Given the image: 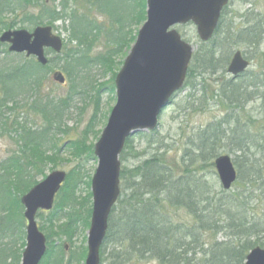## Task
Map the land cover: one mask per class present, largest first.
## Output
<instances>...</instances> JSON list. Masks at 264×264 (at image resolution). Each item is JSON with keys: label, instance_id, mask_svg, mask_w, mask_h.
I'll list each match as a JSON object with an SVG mask.
<instances>
[{"label": "trees", "instance_id": "obj_1", "mask_svg": "<svg viewBox=\"0 0 264 264\" xmlns=\"http://www.w3.org/2000/svg\"><path fill=\"white\" fill-rule=\"evenodd\" d=\"M56 1L59 10L49 7L48 2ZM126 1L129 4L126 14L122 11L108 14L101 11L100 0H0L3 31L14 28L1 19L2 15L16 17L15 14L25 6L38 7L36 16L25 14L21 22L33 27L47 22L53 29L57 21H62L63 25L68 22L69 42H76L78 46L50 58L46 67H41L34 59H25L22 64H7L0 68V137H9L21 153L0 164V242L3 237L10 239L0 247V264L20 263L25 248L26 224L20 198L37 184L33 180L36 175L43 177L42 167L54 164L55 155L61 151L52 144L54 139L49 134L52 124H55L53 122L61 120V105L63 110L65 102L56 104L42 95L46 77L61 60L60 70L68 82L76 86V78L82 68H88L93 62L105 67L112 64L113 58L135 41L136 33L130 27L140 26L146 19L145 0ZM70 2L82 3L87 9L94 7L111 17L118 26L114 45L106 54L90 59L89 49L80 48L97 37L100 29L87 13L77 14L69 7ZM225 12L214 37L207 44L202 43L194 53L185 87L198 76L226 72L233 55L230 52L234 49H242L243 52L251 49L258 52V57L264 61V53H260L264 36L261 19L249 14L254 17L245 20L241 26L224 28ZM252 58L246 57L249 62L253 61ZM253 70L238 81L230 79L218 83V80L216 89L213 88L209 96L206 95L205 84L202 83L201 87L198 83L205 103L213 100L219 108L226 110V115L194 136L191 149L185 150L180 162L169 160L164 141L155 139L156 132L140 134L146 139V149L150 154L136 166L121 168L120 197L109 217V231H116L124 251L116 256L111 254L112 259H154L158 264H243L249 250L259 246L264 248V229H260V222L251 214L260 205L264 215V68ZM110 90L114 93V81ZM205 103L200 101L199 107ZM253 103L258 105L255 113L248 109ZM29 113L41 116L46 125L41 128L29 125L28 117H24ZM61 133L66 135L67 131ZM129 142L127 139L120 162L126 160L125 151H131ZM68 145L72 156H94L93 146L79 142ZM223 151L235 156L233 164L237 169V181L229 191H223L204 175L199 176L204 169H213L215 159L226 155L222 154ZM130 156L134 158L131 153ZM66 177L54 211L44 220L49 226L46 239L50 246L40 264H64V248L53 244V237L63 236L70 241L76 234L77 223L83 222L85 228L90 223L91 206L83 219L74 209L77 204L76 185L86 176L80 173V167H75ZM89 185L87 182L86 186ZM168 210H184L191 223L174 222L167 214ZM62 219L66 222L60 224ZM218 236H221V241L217 240ZM260 236L261 242H251L252 238ZM18 243L21 244L20 249H17ZM79 253L82 261L86 251ZM103 255L102 249L101 260Z\"/></svg>", "mask_w": 264, "mask_h": 264}, {"label": "rangeland", "instance_id": "obj_2", "mask_svg": "<svg viewBox=\"0 0 264 264\" xmlns=\"http://www.w3.org/2000/svg\"><path fill=\"white\" fill-rule=\"evenodd\" d=\"M48 4L49 7L58 8V10L60 9L58 1L52 4L48 2ZM128 5L129 4L126 0H100V6H102L101 11L108 14H114L118 11H122L124 14H126L129 11ZM69 7L73 8L77 14L87 13L89 18L94 21V23L100 29V34L97 37L92 39V41L89 43L81 45L80 48L84 50L89 49L88 55L90 59L101 56V54H106L108 50L113 47L114 39L116 38L115 35L118 30V26L112 21L111 17L96 11L94 7L87 9L86 6L79 2L78 4H73L70 2ZM38 10V7L25 6L23 10H19V12L15 14L16 17H14L12 14H4L2 15L1 19L5 23L12 24L14 29L11 31H15V29H23L32 32L35 27L26 22L22 23V17L25 14L36 16ZM68 14L69 12L67 15ZM249 14L258 16V19H261V24L264 26V0L232 1L226 8L224 17L225 22L223 27L228 28L232 25L234 28H237L238 26L244 24L246 22L245 20H249L250 18L254 17L249 16ZM245 15L249 16V18H243ZM39 26H47V22H44V24ZM53 26L55 27V35H59L64 40V47L60 55H63L70 48L75 49L78 47L76 42H69V32L66 30L68 27V22L63 25L62 21H57V23H55ZM142 26L143 25H132L130 28H132L131 31L133 30L135 33H137ZM175 30L181 35L184 42L192 45L194 53L197 52L199 46H201L202 43L198 38L195 26L192 24L177 26L175 27ZM3 32L5 31H3L2 27L0 26V36ZM262 41L260 53H264V36L262 37ZM133 44L134 42L130 44L128 48L123 49L121 54L113 58L112 64L107 65L106 67L103 65L101 66L100 64H94L93 62L90 66H88V68H82L81 72L76 78V86H73V84L68 82L67 78L64 85H58L51 81L52 72L61 71L60 67L63 64V61L61 60H59L57 67L53 68L44 82L41 92L43 96L47 97L49 100H53V102L56 104L65 102L63 110L61 105V120L53 122L55 124H52L49 134V136H51V138L53 137L54 139L52 144L57 146V149H60L61 151L59 154L55 155L56 159L54 164L48 163L42 167L44 174L43 177L36 175L33 180L38 184L41 183L49 174L53 173V171L65 172L67 175L69 172L75 169V167H80V173L86 176L84 179H81L80 183L76 185L77 204L74 209L76 213L78 212L80 219H83V217L86 216L87 210L91 208L90 206H92V197L90 196V198H87V196L91 194V187L90 185L87 187L86 183L89 182L90 184L94 172L96 171L98 166L97 158L95 156H93V158H87L84 155L81 158L78 156H72L71 149H69L68 144L70 142H79L83 145L85 144L87 146H93L94 149L95 143L101 137V132L106 126V121L112 112L111 110L116 104L115 90L114 93H112L110 90L112 81H114L113 76L121 70L123 62L125 61L127 55L131 52ZM6 49L7 45H0V68L2 66H6L7 64L17 65L24 63L23 61L26 59L24 55L8 54ZM3 51H6L7 53L5 54ZM235 51H241L245 57H253L250 69L247 72H250L251 69H254L253 71H259V68H264V61L262 60V57H258V52H254L250 49L248 52L245 51L248 53L246 55L242 49H234L230 53L234 54L233 52ZM48 57L54 58V54L48 52ZM64 76L66 75L64 74ZM230 79L231 76L229 77L225 73V70L224 72H219V74H216L215 76H198L197 79L191 80L190 85L187 87L183 86V89L178 91V93L173 96L171 103L168 104L159 117L158 127L155 130V139L158 141H164L163 144L166 146L167 151H169V160L180 162V158L184 154L185 150L191 149L190 144L194 136L198 132H201V130H204L205 127L211 122L220 120L224 115H226V110L219 108V106H217L213 100L210 99L205 103L203 97L201 96L202 83L205 84L204 88L206 89V95L209 96L210 91L213 88L216 89V83L218 80L219 83L221 81H230ZM198 83L201 87L197 86ZM200 101L205 103V106H202V108L199 107ZM187 102H189L188 105ZM256 107H258V105L253 103L249 105L248 109L251 111L254 110L255 113ZM95 114H97V116L93 122ZM24 117H28V124L34 126L35 128H41L46 125L41 116H36L32 113H29L28 115L25 114ZM62 131H67V134L64 135L61 133ZM129 143H131V151L128 149L125 151L127 153V157L124 162H120L122 164L121 168H131L132 166L138 165V162L149 158L150 152L146 149L147 142L144 137L138 134L134 135L130 138ZM19 151L18 145L15 144L9 137H0V164L4 162L7 163L10 158L14 156V154L20 155L21 153H19ZM52 153L53 152L47 155H51ZM130 153L131 155H134V158L130 156ZM223 153L228 155L234 162L235 156L227 151H223L222 154ZM201 174L204 175L208 180L216 183L220 188V182L218 181L214 167L213 169H204L203 173H200L199 176ZM60 191L55 195L54 206L58 201V194ZM253 206L256 207V205ZM53 208L51 212L54 211ZM51 212H38L36 215L38 229L44 234L45 237L48 233L47 229L49 226L46 224L47 221L44 220ZM167 214L170 215L171 219L176 223H191V218L185 213L184 210H168ZM251 214H254L255 219L260 222V229H264V215L262 214L261 206L258 205L255 211L251 212ZM65 222L66 220L62 219L60 224ZM88 227L85 228L83 222L77 223L76 234H74L70 241H68L67 238L63 236L53 237V244L64 248V264H68L69 262L70 264H84L83 261L87 254ZM25 237L26 235L24 236V243ZM261 238L262 236H260L258 239L252 238L251 242H256L258 244L261 242ZM217 240L221 241V236H218ZM9 241L10 239L3 237L0 242V247H3L5 243ZM20 245L21 244L18 243L17 249H20ZM48 246H50V244H48ZM102 249L104 251V255L102 261L100 259V264H158V262L154 259H146L143 261H138L136 259H133L132 261H123L122 259L120 260V258L112 259L111 254L116 256L115 254H121L124 251V246L119 243V237H117L116 231L109 234L106 243L102 245L101 250ZM83 250L86 251V254L84 259L81 261L79 259L78 253L83 252ZM71 254L73 255L71 256Z\"/></svg>", "mask_w": 264, "mask_h": 264}, {"label": "water", "instance_id": "obj_3", "mask_svg": "<svg viewBox=\"0 0 264 264\" xmlns=\"http://www.w3.org/2000/svg\"><path fill=\"white\" fill-rule=\"evenodd\" d=\"M232 0H146V22L126 57L121 71L115 77L116 104L107 119L100 139L95 143L93 155L97 158L96 171L91 180L92 213L88 231L85 264H99L100 246L108 231L109 215L119 199V156L129 136L157 127V117L171 97L182 88L186 79L193 48L185 43L175 26L193 23L201 42L214 35L222 9ZM1 44H8V52L33 56L46 66L44 49L61 52L62 40L50 27L5 31ZM227 74L241 75L249 63L241 52L233 55ZM53 80L64 83L62 73L53 74ZM215 170L222 189L229 190L235 183L236 170L231 159H215ZM65 172L53 171L33 186L21 198L27 222L26 246L20 264H38L46 254V240L38 231L35 216L38 210L51 211L55 194L65 182ZM245 264H264V250L254 248Z\"/></svg>", "mask_w": 264, "mask_h": 264}, {"label": "bare ground", "instance_id": "obj_4", "mask_svg": "<svg viewBox=\"0 0 264 264\" xmlns=\"http://www.w3.org/2000/svg\"><path fill=\"white\" fill-rule=\"evenodd\" d=\"M24 219V218H23Z\"/></svg>", "mask_w": 264, "mask_h": 264}]
</instances>
